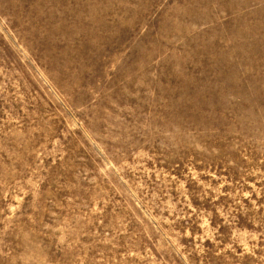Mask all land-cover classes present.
Segmentation results:
<instances>
[{
    "label": "rangeland",
    "instance_id": "1",
    "mask_svg": "<svg viewBox=\"0 0 264 264\" xmlns=\"http://www.w3.org/2000/svg\"><path fill=\"white\" fill-rule=\"evenodd\" d=\"M0 264H264V0H0Z\"/></svg>",
    "mask_w": 264,
    "mask_h": 264
}]
</instances>
